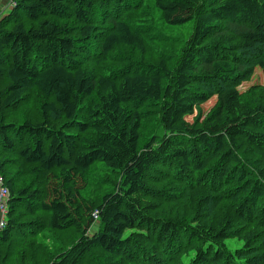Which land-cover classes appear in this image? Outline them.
Segmentation results:
<instances>
[{
    "label": "trees",
    "instance_id": "obj_1",
    "mask_svg": "<svg viewBox=\"0 0 264 264\" xmlns=\"http://www.w3.org/2000/svg\"><path fill=\"white\" fill-rule=\"evenodd\" d=\"M256 68L264 0H12L0 264H264V86L238 88Z\"/></svg>",
    "mask_w": 264,
    "mask_h": 264
},
{
    "label": "rangeland",
    "instance_id": "obj_2",
    "mask_svg": "<svg viewBox=\"0 0 264 264\" xmlns=\"http://www.w3.org/2000/svg\"><path fill=\"white\" fill-rule=\"evenodd\" d=\"M11 3H12V0H0V14H3L4 12H6L10 8ZM155 22L167 36L173 38L174 40H178L179 38L186 39L187 36H189L191 25H186L183 27L176 28V27L163 26V24L161 25V22H159V21H155ZM178 48H179L178 42H171L169 40V42L167 44L162 45L161 49L167 53H169V52L176 53ZM255 84H260V85L264 86V74L258 68L255 69L251 80L241 83L238 88L243 93V92H246L250 87L255 86ZM215 97L216 96H213L210 100H208L206 103H204L202 105V110L204 113H207L210 110V108L213 106V104L215 102ZM20 110H21V108H20ZM192 116H194V114L189 116L187 118V120L191 121ZM147 128H151V127L150 126H142L140 140H139V146H142L143 142L146 139L145 135L147 134V131H148ZM101 165H104V163L100 162L97 164L98 167ZM97 175H99L100 177L105 176L102 173H97ZM96 227H97V224L94 223L93 226L90 228V232L91 233L94 232ZM45 233L46 234L52 233L55 236L57 235L56 237L59 238L60 240H62L64 243L70 241L71 238L69 236L73 235V233L68 232V231H62L59 234H57V233L55 234L54 232H51V231H45ZM51 242L56 243L52 238L47 239L48 244H51Z\"/></svg>",
    "mask_w": 264,
    "mask_h": 264
},
{
    "label": "built area",
    "instance_id": "obj_3",
    "mask_svg": "<svg viewBox=\"0 0 264 264\" xmlns=\"http://www.w3.org/2000/svg\"><path fill=\"white\" fill-rule=\"evenodd\" d=\"M8 197L9 191L2 185V179L0 177V228H2L6 222Z\"/></svg>",
    "mask_w": 264,
    "mask_h": 264
},
{
    "label": "crops",
    "instance_id": "obj_4",
    "mask_svg": "<svg viewBox=\"0 0 264 264\" xmlns=\"http://www.w3.org/2000/svg\"><path fill=\"white\" fill-rule=\"evenodd\" d=\"M3 9V8H2Z\"/></svg>",
    "mask_w": 264,
    "mask_h": 264
}]
</instances>
